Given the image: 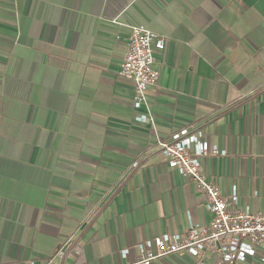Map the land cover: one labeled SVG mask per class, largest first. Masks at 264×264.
Segmentation results:
<instances>
[{
  "label": "crops",
  "instance_id": "obj_1",
  "mask_svg": "<svg viewBox=\"0 0 264 264\" xmlns=\"http://www.w3.org/2000/svg\"><path fill=\"white\" fill-rule=\"evenodd\" d=\"M133 23L167 36L154 125L118 75ZM181 127L224 151L202 165L232 207L264 214V0H0V264H126L208 223L157 148Z\"/></svg>",
  "mask_w": 264,
  "mask_h": 264
},
{
  "label": "built area",
  "instance_id": "obj_2",
  "mask_svg": "<svg viewBox=\"0 0 264 264\" xmlns=\"http://www.w3.org/2000/svg\"><path fill=\"white\" fill-rule=\"evenodd\" d=\"M112 22L116 20L112 19ZM127 51L118 75L133 85V120L154 125L148 109V90L157 84L155 57L165 49L167 36L141 23L128 25ZM144 108V111L141 109ZM157 148L170 168L188 178L203 193L210 219L206 224L190 223L182 233H161L146 240L140 257L126 264H151L170 254H189L192 264H264V214H250L233 208L236 186L224 197L206 176L202 159L223 155L217 145L204 138L200 129L181 127L169 138L158 140Z\"/></svg>",
  "mask_w": 264,
  "mask_h": 264
}]
</instances>
